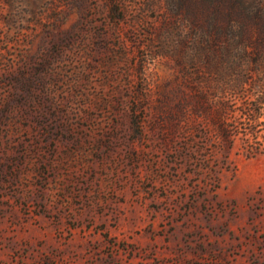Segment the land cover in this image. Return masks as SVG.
Instances as JSON below:
<instances>
[{
	"label": "rangeland",
	"instance_id": "rangeland-1",
	"mask_svg": "<svg viewBox=\"0 0 264 264\" xmlns=\"http://www.w3.org/2000/svg\"><path fill=\"white\" fill-rule=\"evenodd\" d=\"M261 100L264 0H0V264H264Z\"/></svg>",
	"mask_w": 264,
	"mask_h": 264
},
{
	"label": "trees",
	"instance_id": "trees-1",
	"mask_svg": "<svg viewBox=\"0 0 264 264\" xmlns=\"http://www.w3.org/2000/svg\"><path fill=\"white\" fill-rule=\"evenodd\" d=\"M237 77L234 73L230 74V77ZM237 81V80H233ZM243 89V83H237L234 82V84L228 85V93L232 92L231 94H234V96H238L239 92ZM193 103H185L183 105V116H184V127H183V134L186 137L187 143H197V137L195 136V120L192 116V114L195 112L200 113L201 110L196 109V105L190 108V106ZM195 104V103H194ZM197 105L200 107L199 102ZM235 104L228 101V124L226 125L227 120L223 118V111L220 109V107L217 108L216 105L208 106L207 108L203 109L202 114L205 116L206 121V128L207 130L204 132V137L206 141L208 142L212 135L210 134L211 127L219 130L218 138L220 143H222L226 149H228L227 154L229 155L231 153V150L234 146V143L237 139L248 138L253 139L255 142L250 143L248 147L244 148L245 154L248 157H257L259 154H264V141H260V138H264V136H261V130L260 127L264 126V100L259 101L258 108L252 109L253 113L246 114L245 123H247V126H249L246 129V132L242 133L233 132V129L235 128L233 124L237 123L239 120L236 118V109L234 108ZM226 111L227 108H224ZM225 113V112H224ZM201 114V113H200ZM241 135V136H240ZM260 141V142H259ZM198 145V144H197ZM213 158H209L205 160L206 165H210L212 163Z\"/></svg>",
	"mask_w": 264,
	"mask_h": 264
}]
</instances>
